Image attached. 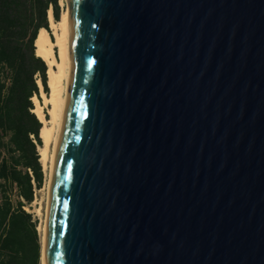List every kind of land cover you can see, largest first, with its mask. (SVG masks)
I'll use <instances>...</instances> for the list:
<instances>
[{"label": "water", "instance_id": "water-1", "mask_svg": "<svg viewBox=\"0 0 264 264\" xmlns=\"http://www.w3.org/2000/svg\"><path fill=\"white\" fill-rule=\"evenodd\" d=\"M67 4L42 264H264V0Z\"/></svg>", "mask_w": 264, "mask_h": 264}, {"label": "trees", "instance_id": "trees-1", "mask_svg": "<svg viewBox=\"0 0 264 264\" xmlns=\"http://www.w3.org/2000/svg\"><path fill=\"white\" fill-rule=\"evenodd\" d=\"M49 9L58 21L59 0H0V264H41L38 221L25 207L44 183L32 97L40 99L37 80L49 91L35 47L41 29L51 34Z\"/></svg>", "mask_w": 264, "mask_h": 264}, {"label": "bare ground", "instance_id": "bare-ground-1", "mask_svg": "<svg viewBox=\"0 0 264 264\" xmlns=\"http://www.w3.org/2000/svg\"><path fill=\"white\" fill-rule=\"evenodd\" d=\"M67 14L68 4L61 12L58 21L54 20L53 11L52 9H49L48 20L53 38L46 29H41L35 41L36 53L43 58L48 67L47 84L49 88L48 94H46L42 89L40 80H37L41 89L43 103L39 101L37 96L32 97V100L35 103V107L32 111L42 122V127L40 129L42 146L38 148V151L40 161H42L43 167L47 170L48 177L45 217L41 225L38 227L41 238V264L49 204V186L56 150L62 132L71 73V55L69 47L70 34ZM43 105L47 106V116L43 111Z\"/></svg>", "mask_w": 264, "mask_h": 264}, {"label": "rangeland", "instance_id": "rangeland-1", "mask_svg": "<svg viewBox=\"0 0 264 264\" xmlns=\"http://www.w3.org/2000/svg\"><path fill=\"white\" fill-rule=\"evenodd\" d=\"M59 4H60V14H61V12L67 6V1L66 0H59ZM39 101L41 103H43V99H42V96H41V89H40V99H39ZM43 107H44L43 111H44V113L46 115L47 114V106L43 105ZM50 151H51V147H50ZM41 163H42V161H41ZM42 169H43V172H44V183L41 186V188L36 189V193H35L34 199L31 202V204L25 207V209L27 211L31 212L33 214V216L37 219V221H38L37 229L39 231V234H40V230H39L38 227L41 225V223L43 222L44 217H45L46 199H47V180H48L47 170L43 167V164H42Z\"/></svg>", "mask_w": 264, "mask_h": 264}, {"label": "built area", "instance_id": "built-area-1", "mask_svg": "<svg viewBox=\"0 0 264 264\" xmlns=\"http://www.w3.org/2000/svg\"><path fill=\"white\" fill-rule=\"evenodd\" d=\"M35 193H36V189L34 190V196H35Z\"/></svg>", "mask_w": 264, "mask_h": 264}]
</instances>
